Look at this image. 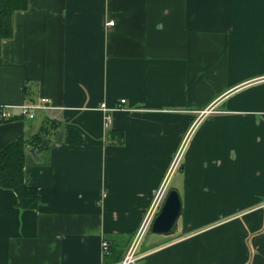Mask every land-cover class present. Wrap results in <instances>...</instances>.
<instances>
[{"label": "crops", "instance_id": "crops-1", "mask_svg": "<svg viewBox=\"0 0 264 264\" xmlns=\"http://www.w3.org/2000/svg\"><path fill=\"white\" fill-rule=\"evenodd\" d=\"M13 26L0 150L50 132L27 148L39 205L0 188V264H117L171 190L176 230L134 264H264V0H29Z\"/></svg>", "mask_w": 264, "mask_h": 264}, {"label": "trees", "instance_id": "trees-1", "mask_svg": "<svg viewBox=\"0 0 264 264\" xmlns=\"http://www.w3.org/2000/svg\"><path fill=\"white\" fill-rule=\"evenodd\" d=\"M29 0H0V41L14 36L13 19L17 12L25 11ZM48 127H43L41 133L30 139L20 138L0 150V188L14 190L18 195V206L23 209H34L39 205L38 190L25 183V166L27 163V148L43 149L48 146ZM118 142H124L123 133ZM124 253V252H123ZM116 254V252H115ZM120 263L122 258H115Z\"/></svg>", "mask_w": 264, "mask_h": 264}, {"label": "built area", "instance_id": "built-area-1", "mask_svg": "<svg viewBox=\"0 0 264 264\" xmlns=\"http://www.w3.org/2000/svg\"><path fill=\"white\" fill-rule=\"evenodd\" d=\"M109 26H114L115 23L114 22H110L108 24ZM125 100L122 101V104H125ZM41 103L42 105H36L34 103L32 104H26L22 106V117H29L31 119H33L35 117V110H37L38 108L41 109H47L48 106L51 104V100L47 99V98H43L41 99ZM102 109H104L106 111V113L109 112V109L106 107L105 104H102L101 106ZM1 117L2 119H10L12 118V114L8 111L7 108L3 107L1 108ZM106 125L107 127H110L112 125V117L111 115L108 113L106 115ZM163 196V191H161V193L158 196V201L157 203H155L153 205V207L149 210L148 214L146 215L145 219L143 220L142 225L140 226L138 232L136 233V235L134 236V239L131 243V246L128 250V253L125 257V259L122 261L121 264H134L136 263V257H137V250L139 248V244L141 242V240L144 238L145 234L147 233V231L152 227L153 221L155 219V217L157 216V208L159 207V202L162 199ZM103 251L106 254H109L111 247H110V243L108 241H104L103 245H102Z\"/></svg>", "mask_w": 264, "mask_h": 264}, {"label": "water", "instance_id": "water-1", "mask_svg": "<svg viewBox=\"0 0 264 264\" xmlns=\"http://www.w3.org/2000/svg\"><path fill=\"white\" fill-rule=\"evenodd\" d=\"M30 152L35 156V150ZM182 201L178 191L171 190L160 212L155 217L151 230L156 234H169L179 219L182 212Z\"/></svg>", "mask_w": 264, "mask_h": 264}, {"label": "rangeland", "instance_id": "rangeland-1", "mask_svg": "<svg viewBox=\"0 0 264 264\" xmlns=\"http://www.w3.org/2000/svg\"><path fill=\"white\" fill-rule=\"evenodd\" d=\"M45 127H48L49 128V131H50V126H45ZM178 179H179V173L174 177V179H173V182H172V180H171V182H172V185H175L176 184V182L178 181ZM170 182V183H171ZM162 208V207H161ZM161 208H160V210H161ZM160 210H159V212H160ZM140 228V227H139ZM175 230H176V226H175V228H174ZM139 230V229H138ZM138 230L136 231V233L138 232ZM136 233H135V235H136ZM135 235H133V236H135ZM155 235H165L166 236V234H156V233H153L152 232V230H151V228L147 231V233H146V235L144 236V238L141 240V242H140V247H139V251H138V253L142 250V248H144L145 246H146V244L148 243V239L150 238V237H154ZM133 239H134V237H133ZM132 239V240H133ZM128 240L130 241L131 240V238H128ZM129 241H128V244H127V247L128 246H130V243H129ZM136 251V252H137ZM136 259H137V257H136Z\"/></svg>", "mask_w": 264, "mask_h": 264}]
</instances>
